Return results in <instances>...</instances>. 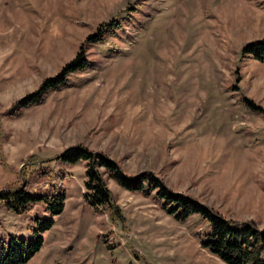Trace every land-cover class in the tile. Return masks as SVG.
<instances>
[{
	"label": "rangeland",
	"instance_id": "obj_1",
	"mask_svg": "<svg viewBox=\"0 0 264 264\" xmlns=\"http://www.w3.org/2000/svg\"><path fill=\"white\" fill-rule=\"evenodd\" d=\"M261 42L264 0H0V192L46 198L0 201L3 244L37 233L25 264H225L202 245L203 218L177 221L157 190L127 191L103 168L112 199L95 212L86 162L62 156L101 155L264 231ZM77 54L83 70L39 90Z\"/></svg>",
	"mask_w": 264,
	"mask_h": 264
},
{
	"label": "trees",
	"instance_id": "obj_2",
	"mask_svg": "<svg viewBox=\"0 0 264 264\" xmlns=\"http://www.w3.org/2000/svg\"><path fill=\"white\" fill-rule=\"evenodd\" d=\"M257 45L261 48L259 52L264 54V42ZM252 47L253 45H248L244 51L247 52ZM257 57L261 58L260 54ZM86 66L87 60L77 54L76 58L67 64L58 76L46 80L39 90H47L63 84L65 74L83 70ZM33 96L21 100L20 104H24ZM79 160L86 162L85 188L87 192L85 195L87 202L95 212L100 207L108 206L112 199L110 191L106 188L103 173L100 172V169L103 168L112 180L127 191L149 195L150 190H157L156 195L165 202L163 208L175 220L184 221L192 215H199L203 218L208 223L209 230L202 245L225 264H264V231L258 230L253 224L225 220L213 211L182 195H171L172 193L149 174L132 180L121 172L116 164L101 155L78 148L69 150L62 156V161L69 164H74ZM40 200L46 202L45 197L30 196L23 191L0 192V201L9 208L15 205L28 210L32 204ZM64 201V193L59 192L46 205V210L50 212L51 216L60 215L64 209ZM52 223L51 220L44 221L37 231L49 230ZM41 244L42 238L37 233L29 242L24 239L10 238L7 245H4L0 240V264H25L40 249Z\"/></svg>",
	"mask_w": 264,
	"mask_h": 264
}]
</instances>
